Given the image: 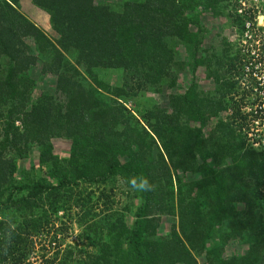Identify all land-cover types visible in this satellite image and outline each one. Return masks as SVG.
I'll return each instance as SVG.
<instances>
[{"label": "trees", "instance_id": "16d2710c", "mask_svg": "<svg viewBox=\"0 0 264 264\" xmlns=\"http://www.w3.org/2000/svg\"><path fill=\"white\" fill-rule=\"evenodd\" d=\"M26 1L53 39L0 0V264H27L55 219L97 251L44 264H264V147L242 109L261 54L218 33L206 47L202 29L241 39L233 0ZM39 61L55 84L33 94Z\"/></svg>", "mask_w": 264, "mask_h": 264}, {"label": "rangeland", "instance_id": "374dc122", "mask_svg": "<svg viewBox=\"0 0 264 264\" xmlns=\"http://www.w3.org/2000/svg\"><path fill=\"white\" fill-rule=\"evenodd\" d=\"M22 3L21 13L24 14L28 19H30L37 27H39L43 32L50 38L53 39L51 36V31L49 28L48 23V16L36 8L31 3H28L26 0ZM235 0L231 2L233 4ZM257 10L255 12V18L260 17L264 15V9L262 6H258ZM256 18V20H258ZM214 21L209 20V18L205 19V22L202 24V29L205 34H203L206 38L205 40V46L211 47L215 46L216 49H221L222 42H219L220 39L216 37V33L223 35L225 38H227V42L231 45L232 51L235 52L239 48L236 45L239 44L240 41H238V33L234 29L228 28L226 26L225 20L222 22V25L219 27L216 25V23H213ZM261 23H254V33L255 34V44H252L253 48H257L258 54H261L260 61L262 63V71L264 72L263 62H264V52L261 51L262 48H264V22L263 19L260 21ZM225 23V24H224ZM261 28L259 31H257V28ZM40 61L37 63L36 66L32 67V69L29 71L28 75L29 78L33 81L32 91L33 94H36L38 92H46L48 90H52L54 88V78H49L47 76H41L40 75ZM79 72V71H78ZM103 79V78H102ZM104 79L107 83H110L109 79H107L106 76H104ZM83 82V81H82ZM88 84L87 81L83 82ZM114 83V81H113ZM111 84V83H110ZM201 87L203 89L211 88V86H207L206 84L201 83ZM34 89V90H33ZM248 127H249V135L247 134V139L249 143H251L252 140H264V119L257 121V125L259 124V127L256 124H251L250 120H248ZM18 124V123H17ZM252 135V136H251ZM251 136V137H250ZM54 153L59 156V158H64L68 154V143L64 140L61 141H54L52 142ZM258 148V147H257ZM37 152L32 153L30 156V161L36 162ZM29 164L27 162L26 167H28ZM37 168V167H35ZM124 205L123 203L121 205H117L114 207L119 210V208H122ZM60 215V214H59ZM29 216V214H27ZM61 216V215H60ZM15 218V217H14ZM20 220V219H19ZM60 219L51 220V226L44 230V232H41L38 236L34 237L32 240L34 251L29 256V259L25 263L29 264H44L45 260H48L49 258H52L55 256V251L58 250L59 254L57 256V262L63 257L64 250L68 246H71L73 248L74 245H78L81 250H86L89 255L95 254L97 249L94 247H90L88 244V241H83V244L76 242V236L79 234L80 230L78 227L69 221H63L66 222L67 230L66 232L63 231L62 234L57 233V230L60 228ZM56 235V237H55ZM55 237V241L53 242V239ZM107 240V238H106ZM241 246V245H240ZM241 249V247H239ZM78 252V251H77ZM85 253V252H84ZM75 254V253H74ZM86 254V253H85ZM84 255V254H83ZM79 255L76 254V257H74V261L77 260ZM83 257V256H82ZM83 259V258H81ZM199 264H207L204 260L199 259ZM262 264V263H260Z\"/></svg>", "mask_w": 264, "mask_h": 264}, {"label": "clouds", "instance_id": "9594fccd", "mask_svg": "<svg viewBox=\"0 0 264 264\" xmlns=\"http://www.w3.org/2000/svg\"><path fill=\"white\" fill-rule=\"evenodd\" d=\"M261 1H263V0H261ZM233 4H235V10L234 11L237 13V15L240 17H243L244 28H245V31L243 33V37H241V39H240L237 36L238 41H240L239 44L236 45L237 47L239 46V48L237 50H240L241 52L245 53L246 48L251 47V55L254 54V56H255V52L257 51V48H253V46H252V44H255V40H256V39H254L256 37L255 36L256 33H254V23H257V22L260 23L259 18H262L263 22H264V15L260 16L259 18L256 17V18H258V20H256L255 12L259 11V10L253 9L252 3H249L251 5V7H249V9L245 13L239 14L238 10L241 6H240L238 0H235V2ZM262 4L263 3L260 2V6H263ZM246 24H249L248 28L246 27ZM260 29L261 28H259V26H258L257 31H259ZM246 32H249L252 35V38L250 40H246V38L244 37ZM254 60H251L252 63H254V62L256 63V66H255L256 74H254V77L257 78L258 85L260 88H263V90L258 91L256 89L255 92L258 93L257 97L255 98V96L251 95L249 98L246 99L245 104L243 105V108H242L243 111L245 112V115L246 116L248 115V120H250L252 126H253V124H256L257 121L264 119V72H261L262 71V69H261L262 63L260 62L262 60H260L258 62H256V59H254ZM257 126L259 127V124ZM248 135H249V133H248ZM251 143L255 149H259V148L264 147V140H261V141L252 140ZM133 187L138 188L139 190H149L150 189V185H149L147 180H144V181L140 182L139 184H136L135 182H133Z\"/></svg>", "mask_w": 264, "mask_h": 264}, {"label": "built area", "instance_id": "2783aa9c", "mask_svg": "<svg viewBox=\"0 0 264 264\" xmlns=\"http://www.w3.org/2000/svg\"><path fill=\"white\" fill-rule=\"evenodd\" d=\"M238 2L241 6L238 10V13L243 14L249 9V7H251L249 3H252L253 9L257 10L258 6H260V2L264 3V0H238ZM246 27L248 28L249 24H246ZM244 37L246 38V40H250L252 38V35L249 32H246Z\"/></svg>", "mask_w": 264, "mask_h": 264}, {"label": "water", "instance_id": "95a60500", "mask_svg": "<svg viewBox=\"0 0 264 264\" xmlns=\"http://www.w3.org/2000/svg\"><path fill=\"white\" fill-rule=\"evenodd\" d=\"M262 18H259V22L261 21ZM261 23V22H260Z\"/></svg>", "mask_w": 264, "mask_h": 264}]
</instances>
